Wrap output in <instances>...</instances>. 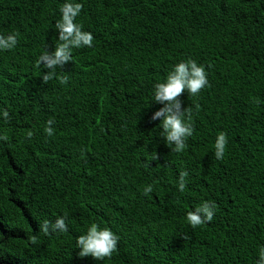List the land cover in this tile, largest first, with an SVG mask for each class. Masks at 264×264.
Returning <instances> with one entry per match:
<instances>
[{"label": "trees", "instance_id": "obj_1", "mask_svg": "<svg viewBox=\"0 0 264 264\" xmlns=\"http://www.w3.org/2000/svg\"><path fill=\"white\" fill-rule=\"evenodd\" d=\"M80 2L77 22L93 44L43 82L37 58L54 47L62 0H0V33H18L16 47L0 51V264H255L264 246V0ZM186 58L206 66L208 84L178 97L192 109L193 134L176 153L151 120L163 106L151 89ZM219 131L222 159L213 154ZM204 200L216 204L213 220L193 227L186 212ZM61 214L68 232L35 231ZM93 221L119 236L111 257L77 255L76 236Z\"/></svg>", "mask_w": 264, "mask_h": 264}, {"label": "clouds", "instance_id": "obj_2", "mask_svg": "<svg viewBox=\"0 0 264 264\" xmlns=\"http://www.w3.org/2000/svg\"><path fill=\"white\" fill-rule=\"evenodd\" d=\"M83 5L80 0H62L59 6V18L56 19L54 27L56 30V42L51 51L45 47L37 58V63L41 69L43 82H48L57 77V69H62L68 62L72 61V52L74 49L82 47H91L93 44V34L85 30L77 17L81 13ZM18 42V33L9 31L7 34L0 33V51L12 50ZM60 83L67 82V76H60ZM208 84L206 66L192 58L180 59L175 62L162 80L154 82L151 89L152 102L163 105L156 110L151 120L159 118V135L164 142L176 153L182 152L186 147L187 139L192 136L193 128L190 123L192 109L182 108L181 100L178 98L182 92H187L193 96L197 95L202 88ZM199 108V105L196 106ZM0 116L7 117V110H0ZM52 120L47 121V127L44 131L53 135L54 128L51 126ZM29 137L32 132L27 133ZM8 135L0 130V141H7ZM228 143L227 134L219 131L214 140V156L216 159H222L225 148ZM157 158L155 152L151 153L150 160ZM178 189H185V177L187 171H179ZM152 184H147L143 193L145 196L151 194ZM216 210L214 201L204 200L196 204L191 210L186 212V220L193 227L203 225L213 220ZM69 225L66 223L65 215H57L54 221L42 219L35 225L36 232L48 233H66ZM33 241L35 236L32 237ZM119 236L108 226H101L93 221L86 227V230L76 236L75 246L79 249V257L91 256L97 260L111 257L117 250ZM4 253L0 252V258ZM255 264H264V246H261L257 253Z\"/></svg>", "mask_w": 264, "mask_h": 264}]
</instances>
